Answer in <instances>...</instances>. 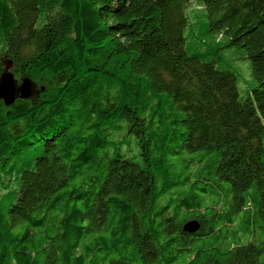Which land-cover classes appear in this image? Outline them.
Listing matches in <instances>:
<instances>
[{
    "label": "trees",
    "instance_id": "trees-1",
    "mask_svg": "<svg viewBox=\"0 0 264 264\" xmlns=\"http://www.w3.org/2000/svg\"><path fill=\"white\" fill-rule=\"evenodd\" d=\"M9 59L0 264H264V0H0Z\"/></svg>",
    "mask_w": 264,
    "mask_h": 264
},
{
    "label": "water",
    "instance_id": "water-1",
    "mask_svg": "<svg viewBox=\"0 0 264 264\" xmlns=\"http://www.w3.org/2000/svg\"><path fill=\"white\" fill-rule=\"evenodd\" d=\"M3 65L4 70L0 75V99L4 101L5 105L10 106L18 99L33 100L40 94V91L44 90V86L39 88L38 83L30 76L24 75L19 81L13 70V60H4ZM198 228L199 224L196 220L188 221L184 226V229L189 232H194Z\"/></svg>",
    "mask_w": 264,
    "mask_h": 264
},
{
    "label": "rangeland",
    "instance_id": "rangeland-1",
    "mask_svg": "<svg viewBox=\"0 0 264 264\" xmlns=\"http://www.w3.org/2000/svg\"><path fill=\"white\" fill-rule=\"evenodd\" d=\"M241 62H243V60H240V61H235V63H237V68L241 71V77L242 78H245L246 80H250L249 79V76L251 77V70L250 71H248V66L250 67V64H249V62L248 61H244L245 62V64L244 63H241ZM4 67V66H3ZM14 70V69H13ZM14 72H15V70H14ZM15 74H16V72H15ZM21 75H18V74H16V78L19 80V81H21ZM119 140H122V137L120 136L119 137ZM133 141H131V143H132ZM128 148V146H126V145H124L123 146V149L124 150H127L128 152L127 153H129V152H131V151H129V149H127Z\"/></svg>",
    "mask_w": 264,
    "mask_h": 264
}]
</instances>
